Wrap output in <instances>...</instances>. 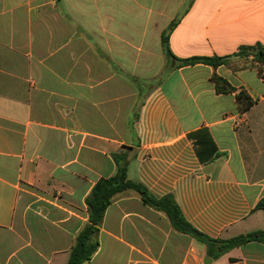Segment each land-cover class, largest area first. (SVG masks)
<instances>
[{
    "label": "crops",
    "instance_id": "1",
    "mask_svg": "<svg viewBox=\"0 0 264 264\" xmlns=\"http://www.w3.org/2000/svg\"><path fill=\"white\" fill-rule=\"evenodd\" d=\"M256 44L264 0H0V264H67L116 156L210 240L124 192L85 264H264L261 241L220 251L264 231V78L239 55Z\"/></svg>",
    "mask_w": 264,
    "mask_h": 264
},
{
    "label": "trees",
    "instance_id": "2",
    "mask_svg": "<svg viewBox=\"0 0 264 264\" xmlns=\"http://www.w3.org/2000/svg\"><path fill=\"white\" fill-rule=\"evenodd\" d=\"M164 43H166V39H164ZM165 50L166 52L169 51L167 46ZM244 50L254 51L253 56H255V62L253 66L257 69L259 75L264 78V46L261 44L243 46L240 48L239 52ZM225 61L226 59L220 57H196L185 59L181 61V63L194 64L197 62H204L209 65L217 66L224 63ZM212 80L215 83L218 92H232L235 90L227 81L218 77L217 75L213 76ZM237 99L244 108H248L252 105V100L243 91L238 94ZM116 160L118 163L116 175L110 178H102L98 180L90 195L86 199L89 214L88 222L78 233L74 245L70 251L67 264H85L92 259L99 247V230L107 207L120 194L128 190L137 192L145 204L159 211L165 212L170 218L173 226L178 230L190 233L205 242L210 240L208 237L195 231L185 222L180 214L178 206L172 197H163L160 199L154 197L142 183L128 178V163L126 159H121L116 156ZM250 241L264 242V231L253 232L246 236H239L225 241L220 251L225 252L229 248Z\"/></svg>",
    "mask_w": 264,
    "mask_h": 264
},
{
    "label": "rangeland",
    "instance_id": "3",
    "mask_svg": "<svg viewBox=\"0 0 264 264\" xmlns=\"http://www.w3.org/2000/svg\"><path fill=\"white\" fill-rule=\"evenodd\" d=\"M239 55L241 57L251 58V60L253 62H255V56H253L254 55V51L244 50V51L239 52ZM130 191H133V190H128V191H125V192H130Z\"/></svg>",
    "mask_w": 264,
    "mask_h": 264
},
{
    "label": "water",
    "instance_id": "4",
    "mask_svg": "<svg viewBox=\"0 0 264 264\" xmlns=\"http://www.w3.org/2000/svg\"><path fill=\"white\" fill-rule=\"evenodd\" d=\"M208 258V257H207Z\"/></svg>",
    "mask_w": 264,
    "mask_h": 264
}]
</instances>
